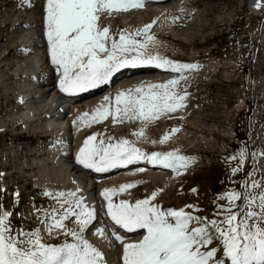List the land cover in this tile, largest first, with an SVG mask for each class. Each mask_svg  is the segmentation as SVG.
I'll return each instance as SVG.
<instances>
[{"label":"snow or ice","instance_id":"6c2138e0","mask_svg":"<svg viewBox=\"0 0 264 264\" xmlns=\"http://www.w3.org/2000/svg\"><path fill=\"white\" fill-rule=\"evenodd\" d=\"M146 0H46V39L51 64L59 72V90L77 94L108 85L116 73L128 67L154 66L158 69L178 73L179 78L167 83L137 86L119 91L115 96L114 108L110 97L105 96L104 105L87 119V126L113 117L114 123L128 121H153L162 113H175L186 107L187 92L178 90L184 73L196 67L193 64L174 62L159 55L146 54L147 44L136 37L148 35L149 23L135 34L110 31L100 21L105 14L126 12L142 8ZM255 7H264L256 3ZM89 114L78 119L83 123ZM170 131H179L172 129ZM143 135V132L138 133ZM169 139L166 134L159 143ZM248 153L241 150L237 166L231 174L241 170ZM191 157L177 151L150 154L136 147L128 139L113 142L97 135H89L75 155V162L86 170L107 173L117 168L141 162L150 166H162L181 174L189 166ZM145 169L140 168L143 172ZM252 168L243 181V190H230L220 195L226 204L219 205L216 218L210 219L193 212L167 209L155 203L158 191H152L144 199L130 202L128 199L114 201V197L135 187L125 183L117 188H104L100 196L106 202V217L102 225L97 222L95 208L85 203L76 191L60 192L55 197L60 209L44 212V224L49 234L52 230L62 231L67 239L62 244L43 242L39 230L16 232L11 219L13 213L0 204V264H108L101 249L85 238V231L92 228L103 238H114L122 249V264H264V179L254 178ZM264 175V173H262ZM237 183H240L239 181ZM195 191V190H193ZM17 197L19 193L15 194ZM53 196L52 193H45ZM62 198V199H61ZM239 202V203H238ZM68 205V207H64ZM192 208V205H188ZM199 212V208L195 209ZM75 220V227L67 222ZM142 231L136 241L119 234ZM215 242V246L214 245Z\"/></svg>","mask_w":264,"mask_h":264},{"label":"rangeland","instance_id":"374dc122","mask_svg":"<svg viewBox=\"0 0 264 264\" xmlns=\"http://www.w3.org/2000/svg\"><path fill=\"white\" fill-rule=\"evenodd\" d=\"M35 2L36 0H0V47L2 43L7 44L11 37L17 36L12 33L15 28L12 23L13 19L20 16L24 10H32L31 7ZM248 3L249 0H198L194 11L191 9L184 16L185 18L183 17V21L182 18H176L177 23L181 25L179 29H181L183 37L190 38L189 44L178 42L176 44L182 54H172L175 52V48L172 47V51H166L162 57L174 62L193 64L199 69L200 77L197 78L199 81L196 78H193L192 81L190 79V83L181 88L188 94L186 107L173 114L162 113L155 120L148 121L149 125L145 124L143 127L140 126L141 121L139 122V120H137L138 122L124 120L121 123L117 118V128L111 129L102 126L86 134V137L96 134L97 142L100 139L107 140L108 137H112L113 142L119 139H128L134 144L132 136H136L140 132H143L144 135L149 130L148 126H151L147 136L151 137L153 141L161 140L166 134L170 138L178 132L170 131L172 129L185 132L189 141L196 139L195 154H190L193 150L191 147L183 152L177 151L178 154L191 157L192 160L176 183L166 189L172 182L171 178L169 184L168 182L162 184L160 181L151 179L147 183L146 180L135 182L133 184L136 186L129 190L134 201L146 198L152 191H158L155 203H158L162 209L180 210L183 208L185 211L193 212L194 215L214 219L218 206L226 204L225 200L219 198L220 195L233 189L243 190L242 182L250 179L248 173L252 168H256L255 179H264L260 167V161L264 163V11L253 14L249 10ZM117 15L122 14L118 12ZM102 22L101 18V25L108 26L112 33L123 32L125 34L124 24L120 19H116L113 23ZM184 22L186 23L183 24ZM151 30L152 28L149 32ZM137 39L142 41L144 36L137 37ZM14 46H12L13 49L16 48ZM22 48L24 47L20 46V49ZM13 49L11 48V52L14 56H22L18 47L14 51ZM192 52L196 54H192ZM145 53L158 55L154 50ZM12 57V55H7L8 60L5 67L8 72L16 71V60L11 59ZM210 61H217L218 64L216 67L213 66L209 73H206L203 68ZM3 67L0 66V71L2 74H6ZM161 82L163 83V81ZM13 89L7 94L6 91H0V204L12 211L11 219L17 225V233L22 229L25 231L44 230V222L27 219L28 212L31 213V210L34 213L51 211L56 209L57 202L52 196H46L45 191H37L32 188L31 184L24 188V178L20 175L21 173L19 174L20 162L10 160L9 164L8 161L9 150L14 138L4 131L5 128L12 126V121L15 118L8 117V115L18 109L15 100L19 101ZM241 99L245 100L246 107L236 116L235 121H232L233 113L229 111L241 102ZM225 103L227 106H224ZM190 123L193 124L190 125ZM209 126H215L218 131H221V134L231 130L232 139L228 142L225 140V135L214 133L212 134L214 140H212L217 143L212 144L211 150H209L210 147L205 148L199 143L200 139L197 137H208L206 128ZM190 133L192 134L190 135ZM22 140L23 145L27 148L31 145L26 141V138H22ZM29 141L32 140L29 139ZM53 142L54 140L43 142L41 155L44 146H46L44 153L51 151L54 146ZM218 150H221V153ZM222 150L226 154H223ZM241 150H245L248 155L243 164L238 165L241 170L232 175V167L238 164V160L233 157L238 158ZM153 151L176 150L155 148L145 152L150 154ZM255 154H260V158L263 160H255L253 158ZM195 163H199L200 167L196 168L193 165ZM143 181L146 184H142ZM238 181L240 183H237ZM15 193L20 194L18 199H16ZM163 200L165 204H162ZM188 205L193 207L189 208ZM196 208H199V212L195 211ZM45 232L47 233L46 230ZM66 239L67 242H72V238H55L46 243L62 244ZM213 246H215V242Z\"/></svg>","mask_w":264,"mask_h":264},{"label":"bare ground","instance_id":"6f19581e","mask_svg":"<svg viewBox=\"0 0 264 264\" xmlns=\"http://www.w3.org/2000/svg\"><path fill=\"white\" fill-rule=\"evenodd\" d=\"M197 2L198 0H146L142 8L130 9L126 12L122 11L120 12L122 15H117L118 12H113L111 15L105 14L102 16V19L105 23H113L116 19H120L122 24H124L126 35H134L137 30H141L145 25L152 23V30L148 33V35L153 36L154 40L148 41L146 37H144L141 41L147 44L145 52L154 50L159 56H162L163 53L166 54V51L171 52V48L173 47L175 48V52H172V54H177L181 52L176 43L181 42L186 44L189 42L190 38L186 39L183 37L182 31L179 29L181 25L177 23L176 18H182L183 21V17L188 14L191 9L194 11ZM258 2L264 5V0H249L248 7L253 14L257 12L261 13L264 9V7H255ZM45 5L46 0H36L35 4L31 7L32 10H29L30 12L24 10L21 12L20 16L14 18L12 23L15 28L12 33L17 36L13 38L11 37L10 40L7 39V44L2 43V46L0 47V66H4L3 68L6 71V74H2L0 71V91H6L5 93L7 94V92L14 88L13 90L17 96L16 98H19V102L26 103L29 99H31L32 95L45 90L47 96L40 104V108L46 109V112L50 110V112L60 114V118L53 120L46 131H41L44 135L38 141V146L40 148L36 150L35 153L30 154L28 158L26 157L24 161L19 163V174L21 173L20 175L24 178V188L31 184L37 191L52 193V197L57 202L56 209H60L61 207L60 202L55 198L58 193L76 191L79 189L80 192H78L77 195L83 196L85 203L95 208L97 222L102 225L105 221H107V223L111 225L112 222L106 217V202L100 196V192L104 188L119 189V187L125 183H139L141 180H146L147 183L149 179L152 181H160L162 184L167 182L169 184V180L171 178L172 182L166 187V189H168L176 183L182 173L177 174L169 169H164L162 166L153 167L144 162L129 165L124 168L113 169L107 173H95L94 171L84 169L75 162V155L77 154L79 148L83 146V142L87 138L86 134L89 131L93 132L102 126L111 129L117 128V122L114 123L113 117L111 116H109L106 122L92 123L91 126H87V119L91 117L97 108H100L101 105L106 103L104 101L105 96L110 97L109 106L114 108L115 96L119 91L134 89L140 85H144L146 89L148 84H158L162 83L161 81H163V83H167L170 79L179 78V74L173 73L170 70L158 69L154 66L128 67L116 73L112 82L109 85H103L101 88L98 87L76 95L61 92L59 90V72L56 70L55 66L51 64L50 53L45 35ZM20 19L22 20L21 22ZM24 23L26 26H24ZM185 23L186 22L183 24ZM118 35L119 33L116 34L117 39ZM32 39H34V41H31ZM12 46L16 48L23 46L25 49H35L34 53L28 55L29 60H22L17 63L15 72H8L5 67V63L8 58L7 56H3L7 53L8 56H13L11 59L14 60L16 58L11 52V48L13 49ZM192 54L196 53L192 52ZM217 64V61H210L209 64L203 68V71L209 73L213 66L216 67ZM199 73L198 67L186 71L184 73V79L181 80L178 89L187 86L190 83V79L191 81L193 78H196L197 80V78L200 77ZM34 76H36V80L33 78L34 84H32V88L28 89L27 92L23 91V80L21 77L31 78ZM38 83L41 84L40 87L37 86ZM224 106H227V104L225 103ZM245 107L246 102L244 99H241V102L237 103L234 108L229 111L230 113H233L232 121H235L236 116H238V114H240ZM84 113H88L89 117L85 118V121L82 123L78 118L82 117ZM32 117H34V115L31 113L24 114L23 121L29 122ZM169 120L172 121L170 118ZM145 124H148V121H141L140 126L143 127ZM192 124L193 123H190V125ZM150 127L151 126H148L147 129L149 130L146 131L143 136L138 134L136 136H132L134 139V145L142 151L158 148L159 150L165 149L183 152L186 151L187 148L191 147L193 150L190 154H195L196 151L194 147L196 139L195 141H189L186 138L187 135H185V132L183 133V131H178L174 133L165 143L161 144L159 143V139H154L155 141H153L151 137L147 136V133L150 131ZM206 131L208 133V137L199 136L197 138L200 139L199 143L201 145H204L205 148L210 147L209 150H211V147L213 146L212 144L217 143L213 141L214 139L212 134L216 133L219 135L221 134V131H218L215 126H209L206 128ZM227 131L221 135H225V140L229 142L232 139V132L231 130ZM191 134L192 133H190V135ZM52 139H54V146L51 151L41 155L43 142ZM55 141L58 142L55 143ZM18 148V138H14L12 147L9 150V157L18 156ZM219 151L221 153V150H218V152ZM222 153L225 154L224 150H222ZM253 158L258 161L263 160L260 158V154H255ZM193 165L196 168L200 167L199 163H195ZM260 167L262 169V173H264V163L261 161ZM140 168H144L145 170L140 172ZM9 170H11L10 167ZM143 182L144 183L142 184H146L145 181ZM129 190L114 197V201L119 199H128L130 202H133L134 199L130 196ZM15 197L18 199L20 194L18 197L15 195ZM162 204H165L164 200L162 201ZM64 207L66 208L68 205H64ZM27 219L30 221L34 220L37 222H43L44 212L34 213L31 210V213L28 212ZM67 224L70 228L76 226L74 219H72L71 222H67ZM43 228L44 230L41 229L39 231L44 237L43 242L45 243L50 239L65 238L62 231L53 229L51 234H49L45 224ZM15 229H17L16 224ZM142 231L143 230H138L137 232L127 233L124 230H119V234L130 241H136L141 238ZM84 235L90 243L103 251L108 264H122V249L120 244L114 241V238H103L97 232H94L92 228L87 229Z\"/></svg>","mask_w":264,"mask_h":264}]
</instances>
